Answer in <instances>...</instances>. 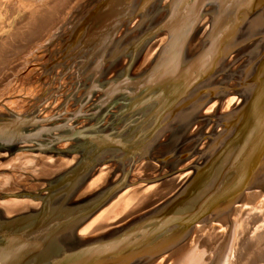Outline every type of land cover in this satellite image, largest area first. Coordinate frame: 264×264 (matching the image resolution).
Returning a JSON list of instances; mask_svg holds the SVG:
<instances>
[{"label": "bare ground", "instance_id": "obj_1", "mask_svg": "<svg viewBox=\"0 0 264 264\" xmlns=\"http://www.w3.org/2000/svg\"><path fill=\"white\" fill-rule=\"evenodd\" d=\"M160 1L105 0L99 12L95 13L92 20L89 19V23L88 21L83 22L81 26L73 29V32L65 40L67 46L65 44L54 49L53 54L61 51L59 55H63L64 60L59 61L64 62V65L66 62L67 71H74L75 82L72 85L74 91L79 86H83L82 96L75 100L76 103L78 102L77 110L71 108L68 112L63 113L65 115L63 119L57 118L55 123L49 125L47 122L58 117V114L52 113L47 117L38 116L34 106L32 109L28 108L29 102L26 103L27 101H23L16 109L4 108L3 111L0 110V156L7 158L23 150L33 153L59 152L56 148L58 143H61V146L65 148V151L62 152V159H50L34 154L18 155L13 159L15 161L13 166L15 165L14 168L21 174L0 177V193L28 195L40 189L44 192H38L41 195L39 197L42 198L39 201H0V264H19L16 262L21 259L22 264H33L32 251H28L30 246H38L39 248L43 244L44 258L50 256V258H60L59 255L65 252L64 250L80 248L78 231H75L79 221L74 220L75 223H72L70 229L66 230L73 232L70 238L66 237L65 229H60V227L65 222L64 218L67 215H76L79 213L78 208L80 207L87 209L90 202L83 199L84 201L76 202L77 206L66 207L64 205L67 199L65 190L72 188L78 182H85V180L88 182L83 187L84 198L88 197L85 193L89 194L95 189L103 191V188L112 185H119L117 188H120L125 181L121 180L122 175L121 179L114 180V176L112 178L114 171L119 169L124 171L121 174L125 175V163L128 159L133 154L143 153L146 147L150 148L153 141L164 132L171 134L170 131H173L174 133L167 139L168 141H164L162 149L159 148V144L156 145L155 148H158L157 152L161 155L160 158L170 159L173 162L208 158V150L219 131L216 116L221 115L222 119L225 118L226 122L229 121V118H232L234 114L233 108L240 104L242 99L235 94H221L217 101L208 104L202 112L196 110L203 104L210 91H214L211 89L210 83L219 73H222L221 79H226L230 70L239 72L242 68L248 67L247 70L250 68L252 75L258 70V60L264 52V41L249 43L245 50L229 57L224 68L218 69V66L225 57L227 47L236 42V34L240 29L236 30V28L240 20L244 18L248 10L253 11L256 4H260L259 8L255 9L251 16L246 19L243 28L248 29V35H250L251 30L257 31L255 28L263 31L264 0ZM29 2L28 4H30ZM69 2V0H62L56 6L42 9L40 14L34 16V26H32L34 34L27 33L28 35H24L22 39L25 43L20 41L13 48L10 45L9 48L1 45L0 57L5 59L8 55L11 59L10 55L21 56L24 47L34 40L36 41L44 33L43 30L50 31L54 30L55 27L60 29L66 19L62 23L59 22L64 13H62V7ZM206 3H209L208 6L203 8ZM19 5L21 6V4ZM80 6L82 10L88 8L89 3ZM204 12L207 14V24L203 23L200 26L202 43L196 41L192 51H190V39L188 40L187 36L199 15ZM153 14H156L155 17ZM131 17L136 20L134 26L127 29L128 37L125 36V39L120 37L116 41L115 31L118 27L121 28L128 24ZM157 28H165V33L161 34L162 36L151 44L145 53L146 57L144 56L143 59L139 60L144 51L142 48L143 41L148 42ZM18 35L20 36V34ZM15 37L18 39L17 36ZM188 41L189 43L185 44ZM0 44H3L2 41ZM53 54L49 58H53L55 56ZM187 54H192V56L187 57ZM254 60L257 61L253 63ZM53 63L54 61L42 66L43 74L48 72ZM139 64L143 66L142 69H139ZM213 71L214 74L211 75ZM258 71L260 72V70ZM256 76L261 78L260 73H257ZM254 92L257 93V90ZM258 93L260 94L259 99L264 97V85H262L261 92L258 91ZM68 99L66 98L65 101ZM257 99V94H255L253 101L254 103L257 102L256 105H260L259 99L258 101ZM36 100L39 101V97ZM254 103L250 130L258 120V110ZM81 116L85 121L80 126H74L77 117ZM261 118L264 121V117ZM226 127H229V123L226 124ZM263 130H261L262 132L259 130V133L257 131L252 133L257 135L256 140L257 137L258 139L262 137ZM28 143H31L32 147L27 146ZM244 146L245 149L252 150V146L248 148L246 145ZM155 148L154 151H156ZM10 163L12 164V160ZM98 163L100 165L103 163V165L99 167ZM97 164L101 169L97 173H93ZM157 164L160 163L155 161L153 157L150 162L143 164L142 170H153L158 166ZM3 167L0 166V168ZM246 167L248 168V165ZM239 171L235 172V177L230 175L232 181L247 169L242 166ZM229 172L231 173L230 168ZM58 174L59 176L61 174L58 180L61 188H57V191H51L49 188L52 185L51 181ZM193 174L194 170L187 171L175 178H167L163 183L167 185L164 192L169 191L170 194H176L191 179ZM230 176L219 181V185L214 191L209 193L193 212L187 209L183 215L171 218L178 213L176 208L165 210L163 216L167 217L166 221L179 217L178 220L183 221L182 227H184L189 222L190 214L196 215L199 211H204L206 206L210 204L209 209L214 203V205L225 203L224 193H230L227 192L228 185L232 182H229ZM119 196L121 198L128 197V204H126L131 205V208L139 206L136 200L131 199L134 196L131 195V192L123 194L118 191L100 209L102 211L98 215L101 217L97 215L94 222L103 219L104 222L111 223L114 221L117 223L118 218L115 219L117 217L115 215L124 206H127L125 201H120L121 199L111 203ZM137 197L139 199V196ZM183 197L189 200L188 194L183 195ZM185 199L181 206L189 203ZM144 202L143 204H147L149 200ZM246 208H249L251 213L259 211L256 208V210H252L253 207L247 206ZM177 209H181V207H177ZM248 210H246V214H250ZM247 218L238 217L240 223L246 222ZM137 226L127 228L124 231ZM118 231V229L110 230L113 233ZM110 232L106 234L109 235ZM137 233L131 232L129 236ZM217 236L220 235H212L214 238ZM87 239L83 238V240ZM49 241L52 242L49 243ZM167 243L158 239V242L153 246L155 248L151 247L152 250L148 252L154 253L156 250L164 249ZM187 250H191L190 245L187 246ZM187 253L178 255L172 264H178L177 262ZM262 257L264 254L256 255L254 259ZM81 259L76 256L72 262L74 264H87ZM12 260L15 263H12ZM188 260V263L193 261L192 258ZM52 264H63V262L57 260Z\"/></svg>", "mask_w": 264, "mask_h": 264}, {"label": "water", "instance_id": "obj_2", "mask_svg": "<svg viewBox=\"0 0 264 264\" xmlns=\"http://www.w3.org/2000/svg\"><path fill=\"white\" fill-rule=\"evenodd\" d=\"M104 2L105 0H84L80 2L79 6L87 3H89V6L88 8L86 7L82 10L81 6L80 8L77 7V10L74 12L73 16H71L70 19H68L63 25L65 35L68 34L65 36L66 39L70 36V33L73 32L74 28H78L82 25L83 22L88 21L89 23V21L94 17L95 13L99 12ZM208 4L209 3L204 4L203 8H206ZM259 6L260 4H256V6L253 8V11L259 8ZM253 11L248 10V12H246L244 18L240 20V23L238 24L236 30L243 27L246 19L251 16ZM206 12L199 15L197 21L195 22V25L191 28V31L187 36L188 40L198 26L202 15H207ZM133 18L134 17H131L128 22L132 21ZM262 18L264 19V17ZM118 29L115 31L114 35H116ZM255 30L257 31L251 30L250 35L246 34L247 36L245 35V37L242 38L241 41L251 39V42H263L264 29L262 31L258 30V28H255ZM161 33H165V28H157L156 32L148 40L155 38V36L160 35ZM188 42H186L185 44H188ZM144 43L145 42L143 41V44ZM65 44L66 41L63 42L61 46H64ZM230 45L231 46L227 47L225 57L220 62V64L227 59V56L232 53V51L237 46V44L235 43L233 45ZM192 54H187V57H191ZM259 59L258 70H260V72L256 70V73L252 75V71L250 70V68L249 70H247L248 67H246L242 70L241 75L238 76V85H236L237 87H235L234 90L237 93L235 95L239 96V98L241 97L242 99L240 104L233 108L234 114L232 115V118H229V121L226 122L225 118L222 119L223 117H221V115L216 116L219 131L213 139L212 146L208 150V158H198L196 160H193L189 165L182 169L183 172L194 170V174L191 176V179L187 183H185L176 194L169 193V195H167V198L165 197V199L160 201L157 205H154V208H147L149 204H144L143 207H145L146 209L140 211L139 214L136 213L134 215H130L125 219H122L121 217V219H118L116 221L117 223H115L114 221L111 223H106V221L104 222L103 219L98 220L99 222H94L97 215L102 211L100 209H102L103 206L108 202L109 198L112 195H115L118 191L122 192L126 187L131 185L129 184L130 182H128L129 170H126L125 175H122V179L121 177L119 178L125 181H123L124 184L120 188H117L119 185H112L111 187L103 188L104 192L101 189H95L94 191L89 192V194L85 193L88 194V196L96 194L95 198L92 200H90L89 198L85 199L87 200V202H90L89 205L87 204L88 208L86 209L80 207L78 208L79 213H76V215L70 214L64 218L65 222L61 225L60 229H65L64 233L66 232L65 235L67 238L72 237L73 232L66 230L70 229L72 223H75L74 220L76 222L79 221V224L76 225L75 231H78L80 248L76 250H71L73 248L66 249L64 250L65 252L59 255L60 258H50L51 256L44 258V255L42 253L43 244L39 248L38 246H30L28 251H32L31 255L34 258L33 264H52L57 260L63 262V264H74L72 261L75 260L76 256H78L79 259L82 258L81 261H85V263L87 264H153L161 256H166V259H164V262H166L167 260L172 259L176 254H180L182 252L181 249L186 246L187 241L191 237V230L195 225L202 227L208 225L211 222L227 221V223H230V219L228 218L229 215H231L230 213L236 207H238V205H245L244 203L247 196H249V198L254 196V192L264 193V133L260 139H258L257 137V140V135L252 134L256 131L257 133H259V130L261 131L264 129V121L261 118L264 117V97H261V99H259L260 94L258 93V91L261 92L262 85H264V52ZM256 61L257 60H254L253 63H255ZM262 68L263 71H261ZM257 73H260V77L262 79L257 78ZM213 74L214 71L211 72V75ZM255 90H257V93L254 92ZM210 93L204 99L203 104L199 106L196 111L202 112L208 104L215 101V98H218V96L215 97L214 91H210ZM255 94H257V97L259 99V101L258 99L257 101L258 103H260V105H256L257 102L254 103L253 101L255 99ZM253 103L256 105V108L258 110V120H256L254 127H252V129L250 130L252 124L251 119L253 116L252 111L254 110H252ZM39 104L35 105V112L39 110ZM228 123L229 127H226V124ZM170 132L171 134H166L164 132L163 134L159 135L156 138L157 140L155 139L156 141H153V144L150 146V148L146 147V149L143 150L144 152H140L137 157H139V159H152L154 157V160L158 161V163L160 164H164L165 162H167L166 158H160L161 155L157 152L158 148L155 147L159 144V148L162 149V147L164 146V141H168L167 139L170 138V136H172L174 133L173 131ZM164 136H166L164 140H161ZM244 145H246V148L252 146V150L245 149ZM154 148L156 149L155 152ZM63 151H65V149H59L60 153H62ZM134 155L135 154H133L131 158H129L131 160L129 163V167L135 162ZM238 155H240V157L237 158ZM168 163V165L170 166V170L168 172L172 171L174 173H177L179 171L176 169L179 162L169 161ZM247 165L248 168L246 167ZM242 166H244L247 171L241 172L238 178L236 177L232 181L231 176L235 177V172L239 171V168ZM229 168L231 170V173L229 172ZM229 176V182H232L228 185L229 188L227 190V192L230 193H224L226 197L225 203H216L217 205H214V203L209 209L208 207L211 205L210 204L209 206H206V209L204 211H199L196 215L190 214L191 216L189 222H187L184 227H182L183 221L178 220L179 217H176L171 221H166L167 217L163 216L165 210H173L176 208L175 210L176 212L178 211V213L171 216V218L178 215H183L187 212V209H189L190 212H193L195 208L200 203H202L205 197L209 193L214 191L216 186L219 185V181H221L222 179H226ZM60 177L61 174L60 176L58 174V176L51 181L52 185L49 186L51 191H57V188H61V185L58 184V180L60 179ZM84 186H86V183L84 181L82 183L78 182L72 188L65 190L67 199L64 202V205L66 207L77 206V201H84L83 199H80V194H83L82 191ZM145 190L146 189H142V187H139V197L143 196V192H145ZM38 192L44 193L42 189L32 192L28 195L16 193H1L0 199L3 200L13 197L15 199L28 198L32 199L33 201H39L41 198L39 196L41 195H39ZM101 192H103V194H101ZM251 193H254V195H251ZM97 194L99 195L97 196ZM187 194L189 200L183 197V195L186 196ZM144 198L147 197H142L143 200H145ZM184 199L188 200L189 203L185 206H181V203L184 202ZM111 203L113 204L115 202L111 201ZM177 207H181V209H177ZM181 210L183 211L180 212ZM98 217L101 216L98 215ZM92 222H94L95 224ZM94 225L96 226L95 228ZM136 225H138L136 228L124 231L125 229L135 227ZM87 228H91L92 230H90L89 233H86L85 230ZM111 229H118L119 231L114 232L116 233L114 234L113 232H110ZM109 232L110 234L107 235ZM131 232L138 233L135 235L130 234L129 236V233ZM51 234L53 235V233ZM83 238L88 239L83 240ZM158 239H161L162 242H168L167 245H165L164 249L156 250L154 253L148 252L152 250V248H155L153 246L158 242ZM50 242L52 241H49V243ZM21 260H18L16 263L22 264ZM214 261L216 260H213L211 262L214 263ZM12 263L15 262H13L12 260Z\"/></svg>", "mask_w": 264, "mask_h": 264}, {"label": "rangeland", "instance_id": "obj_3", "mask_svg": "<svg viewBox=\"0 0 264 264\" xmlns=\"http://www.w3.org/2000/svg\"><path fill=\"white\" fill-rule=\"evenodd\" d=\"M28 1H30L29 2L30 4H28ZM48 1L49 0H39V1L38 0H32V1L31 0H0V35H1L0 41H2L3 43L0 44V48L1 45L2 47L4 46L6 48H9L10 45L13 48L16 43L18 44L20 41L23 42L22 39L24 38L23 37L24 35H28L27 33H33L32 26H34L33 25L34 16L40 14L42 9H44L45 7L50 8L56 6V4H58V2L62 0H56V1L51 0L50 2ZM69 1H70L69 3L65 4V6L62 7L63 8L62 13L63 12L64 13L62 14L61 17L62 19L61 18L59 19V22L62 23L66 18L65 21L62 23V25H64L66 21L70 19L71 16H73L74 12L77 10V7L80 8L79 3L84 0H69ZM19 4H21V6ZM161 4L163 3L161 2ZM22 5L23 6L25 5V7H23ZM155 15L156 14H153L154 17ZM135 20L136 19L133 18L132 21L128 22V24H125V26L119 28V30L115 35L116 41L120 37L122 38H124L125 36L128 37L129 33L127 29L132 28L134 26L133 24L135 23L134 22ZM27 23L29 24V26ZM203 23L207 24V15H202L198 23V26L196 27V29L194 30L193 34L190 37L189 40L190 43L189 42L188 43L190 45L191 51L193 45L196 44V41L198 43L199 41L201 42L200 26ZM63 29L64 26H62L60 29L55 27L54 30L52 29L50 31L45 29L43 30L44 33L41 31V33L43 34L36 41L34 40L33 42L27 44L24 47V51L21 56L9 54L11 56V59L9 58L8 55L6 57L7 59L6 58L2 59V57H0L1 59L0 60V70H1L0 71V93H1L0 110L1 111H3L4 108L11 110L16 109V107L20 106L23 101L24 102L27 101L26 103L29 102L28 103L29 109H32L33 106L35 107V105L40 103L39 110L36 112V115L41 117H47L48 115L49 116L52 115V113L58 114V117L47 122V125H49L55 123L57 118L63 119V117L65 116L63 113L68 112L69 110H71V108H75V110H77L76 106H78V102L76 103L75 100L82 96L84 92L82 90L83 86L82 87L79 86L76 89V91H74V87L72 86L75 82L74 71L73 70L67 71V68L65 67L66 62L65 65L64 62L61 63V61L64 60L63 55H59L61 51L59 53L53 54L54 49H58L59 47H61L62 43L65 42L66 37H63L65 35ZM22 30L24 31L21 32ZM46 30L47 33H45ZM247 30L248 29L243 27L239 29V32L236 35L237 39L235 42L237 46L232 51V53H230L227 56V59L231 57L234 53L242 52L248 47L247 45L251 43V39L246 41H241L242 38H244L245 35L248 34ZM133 31L135 32V29H133ZM18 34H20V36ZM161 34L155 36V38L150 39L148 42H145L143 44L142 48H144V51L141 57L139 58V60L141 58L143 59L144 56L146 57L145 55L146 51L149 49L151 44L157 38H160L162 36ZM14 36H17L19 40L16 37L14 38ZM61 37L63 38L61 39ZM23 43H25V41ZM23 43L22 44L20 43V45H23ZM51 54L55 56H53V58H49ZM226 60H224L222 65L220 64L221 66L220 65L218 66V69H222L226 66L227 63ZM52 61H54V63L51 65V67L49 66L50 69L51 68L52 69L50 70L48 68L49 69L48 72L43 74L42 66H44V64L52 63ZM140 64H139V69H142L143 66L142 65L140 66ZM58 67H60L61 69ZM242 70L243 68L239 72L230 70L227 77L228 79L227 78L221 79L220 75L222 73L216 75L215 78L210 83L211 88L212 89L215 88L214 89L215 97L218 96V98H220L221 94H227V95L237 94L234 88L237 87L236 85H238V76L241 75ZM21 97L23 98L21 99ZM38 97H39V101L36 100ZM66 98H69L68 101H65ZM218 98H215L214 100L217 101ZM53 105L54 107H52ZM76 121L77 122H74L73 125L80 126L85 120L81 116V117H77ZM165 137L166 136H164L163 139L161 140H164ZM27 146L32 147V144L28 143ZM56 146L58 150L65 149L64 146L63 147L61 146V143H58ZM28 152L29 151L23 150L20 152H16L14 153V155L9 156L7 158L0 156V158L2 157V159H0V166H4L3 168H0V177L10 174H15V175L21 174L19 173V171H17L14 168L15 165L13 166V163H15L13 159L21 154H29V155L34 154L42 157H47L50 159H56V158L62 159L63 157V154L58 151H54V152L48 151L45 153L43 152L28 153ZM134 159L135 162L130 167L128 164V162L130 163L131 161L130 159H128V161L125 163L126 170H129L128 182H130L129 184L131 185L126 187L121 193L125 194L131 192V195H134L132 196L131 199L136 200V202L139 203V206L135 208H131V205H127L129 199L128 197L126 198L125 197L121 198L120 196L117 197L114 202H118V200L121 199L120 200L121 202L125 201V204L127 203L126 204L127 206L126 207L124 206L122 210L115 215L117 216L116 218L118 219H121V217L122 219H125L126 217L130 215H134L136 213L139 214L140 211L146 209L145 207H143L144 205L143 203H145L144 202L145 200H149V202L147 203V205L149 204L147 208L150 207L154 208V205H157L160 201L165 199V197L167 198V195H169L170 192L169 191L164 192L167 187L166 184H163L164 181L167 180V178L169 177L175 178L178 175L183 174L185 171L183 172L182 169L193 161V159H188L183 162H179L176 168L179 171L177 173L171 171L172 172L171 173L168 172L170 170L169 169L170 166L168 165L170 159H168L167 162H165L164 164L163 163L159 165L157 164L158 166L150 171L142 170V166L144 163L150 162L152 159H145V158L139 159L137 155H135ZM11 160H12V164L10 163ZM98 164L99 167L103 165V163L101 165L100 163ZM98 164L96 165L95 171L93 173H97L98 170L101 169L98 167ZM111 167H113V165ZM123 172L119 169H116L114 171V175L112 174V178L114 176V180L119 179V177L123 175L121 174ZM86 182L88 181L86 180L85 183ZM139 187H142V189H146L145 190L146 192H143V196L139 197L138 199L137 196H139ZM2 193H9V192H2ZM153 193H156L157 195ZM254 193L255 195L250 197L251 199L249 198V196H247L246 201L244 203L245 205L243 206L238 205V207H236L230 213L231 215H229L228 217L230 219V223H227V221L211 222L208 225L202 227L195 225L191 230L190 233L191 237L187 241L186 246L183 247V249H181L182 252L180 254H176L172 259H169L166 262H164L166 256H161L153 264H172L173 260H175L174 258L178 257V255H181L184 252H188V253L185 257H183L177 262L178 264H264V257L259 259H254L256 255L264 254V193H257V192ZM254 193H251V195ZM80 195H81L80 199L89 198L90 200L94 199L96 196V194H94L84 198L83 194ZM144 196L147 197L144 198L145 200L142 199V197ZM6 200H21V201L33 202L32 199H28V198L15 199L12 197L9 199H3V200L0 199V201H6ZM247 206L250 208L253 207L254 209L252 210L257 209L259 211L251 213L252 211L251 210L249 211L248 210L249 208H246ZM246 210H248L250 214H246ZM239 216L240 217L243 216L244 218L248 217V218L246 219V222L244 221V223H240L238 219ZM90 230L92 229L87 228L85 232L89 233ZM214 234H218L220 236L214 238L212 237V235ZM189 245L191 247L190 251L187 250V246ZM189 258H192L193 260L191 263L187 262L189 261L188 260ZM213 260L216 261H214L213 263L211 262Z\"/></svg>", "mask_w": 264, "mask_h": 264}]
</instances>
